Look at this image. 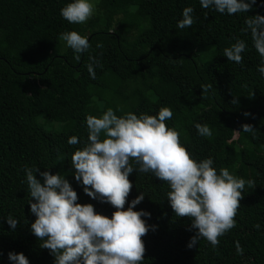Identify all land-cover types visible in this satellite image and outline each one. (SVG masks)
I'll list each match as a JSON object with an SVG mask.
<instances>
[{
    "label": "trees",
    "instance_id": "trees-1",
    "mask_svg": "<svg viewBox=\"0 0 264 264\" xmlns=\"http://www.w3.org/2000/svg\"><path fill=\"white\" fill-rule=\"evenodd\" d=\"M70 2L0 0V264H13L9 252L23 253L29 264H55L31 231L36 217L28 204L25 167L63 175L77 193L76 203L91 204L111 218L116 209L89 197L71 164L87 140L86 117H99L108 108L118 117L156 115L161 107L172 110L166 124L178 126L193 159L211 157L218 173L227 168L254 185L245 184L236 225L218 238L216 248L203 237L189 248L197 230L191 218L174 214L168 183L134 170L124 210L143 192L133 211L149 213L141 218L155 226L142 237V264H264V75L258 71L264 58L250 31H241L249 16H264V0L233 15L204 9L200 0H94L95 14L84 24L61 16ZM185 7L194 9L195 23L179 29ZM73 30L91 45L78 62L60 39ZM236 39L247 45L242 64L224 56ZM89 55L102 65L95 68V79L86 67ZM204 84L212 85L206 95ZM197 123L210 126L213 135L200 136ZM242 124L255 131L244 132ZM71 136L80 143L69 145ZM8 216L19 221L15 230ZM236 242L243 254H237Z\"/></svg>",
    "mask_w": 264,
    "mask_h": 264
},
{
    "label": "clouds",
    "instance_id": "clouds-1",
    "mask_svg": "<svg viewBox=\"0 0 264 264\" xmlns=\"http://www.w3.org/2000/svg\"><path fill=\"white\" fill-rule=\"evenodd\" d=\"M254 3L255 0H200L202 8L228 15L246 13ZM95 11L92 0H73L60 9V14L70 24H84ZM193 12L192 7L183 9L182 19L177 22L179 29L190 28L195 23ZM245 24L246 28L241 31H250L255 50L264 58V16H249ZM60 39L74 51L77 62L80 54L91 47L88 38L74 30L61 33ZM96 47L103 45L97 43ZM246 47L243 39H236L224 48V56L242 64ZM86 67L95 79V68L102 65L89 55ZM258 71L264 75V66ZM211 87V84L201 85L202 94L206 95ZM172 116L169 107H161L156 115L128 112L118 117L108 108L99 117H86L87 140L74 151L71 164L75 179L85 186L84 192L116 209L111 218L96 213L91 204L76 203L77 193L63 175L25 167L30 193L28 204L36 217L31 231L37 240L43 241L40 247L50 251L55 264H142L145 253L142 237L150 227L155 230V226L147 225L141 218L150 216L149 213L133 211L143 200V192L124 210L133 187L128 177L134 170L150 173L168 183L167 198L174 214L191 218V228L197 230L187 247H193L203 237L216 248L220 243L218 238L235 227L245 184L254 185V182L231 174L227 168H220L218 173L211 157L193 159L180 142L178 126L169 128L166 124ZM195 127L202 137L213 135L207 124L197 123ZM241 128L244 132L255 131L251 124H242ZM67 143L77 145L80 140L71 136ZM132 161L137 167H133ZM35 173H39L43 183ZM18 222L12 216L7 217L13 230ZM235 247L237 254H243L239 242ZM8 259L13 264H29L23 253L9 252Z\"/></svg>",
    "mask_w": 264,
    "mask_h": 264
},
{
    "label": "rangeland",
    "instance_id": "rangeland-1",
    "mask_svg": "<svg viewBox=\"0 0 264 264\" xmlns=\"http://www.w3.org/2000/svg\"><path fill=\"white\" fill-rule=\"evenodd\" d=\"M92 2L94 3V0H92ZM234 136H236V132H235V135Z\"/></svg>",
    "mask_w": 264,
    "mask_h": 264
}]
</instances>
